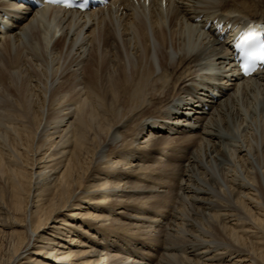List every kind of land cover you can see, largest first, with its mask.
Returning <instances> with one entry per match:
<instances>
[{
  "label": "bare ground",
  "instance_id": "bare-ground-1",
  "mask_svg": "<svg viewBox=\"0 0 264 264\" xmlns=\"http://www.w3.org/2000/svg\"><path fill=\"white\" fill-rule=\"evenodd\" d=\"M215 19L264 23V0H0L27 85L12 114L0 95V264H264V72L239 77Z\"/></svg>",
  "mask_w": 264,
  "mask_h": 264
},
{
  "label": "rangeland",
  "instance_id": "rangeland-1",
  "mask_svg": "<svg viewBox=\"0 0 264 264\" xmlns=\"http://www.w3.org/2000/svg\"><path fill=\"white\" fill-rule=\"evenodd\" d=\"M14 58H16L15 57V55H12V54H7L6 55V57H5V59H4V63L5 62H7V64H8V67L6 66L7 64H4L3 63V65L1 64V66L4 68H2V70H0V81H1V79H2V85H3V87H2V91H1V96H2V94L4 95L5 94V96H7V98H6V100L3 98V96H2V99H4L2 102H1V106H2V108L4 109L5 107H6V109H4V111H5V113L7 114V113H11V111L13 110H16L17 109V107H18V104L20 105V104H25V102H26V98L25 97H27L26 95H24V94H26L25 92H26V83L23 81V82H17V81H15L14 79H12V77H10V76H7V75H9L8 74V72H9V66H10V64L12 63V61L14 60ZM100 58H101V60H100ZM94 59H96V63L94 64L95 66H97L98 68V72H95L94 73V68H93V66L92 65H90L89 66V72H90V74L91 75H102L103 74V71L105 72L106 71V69H107V59L106 58H104V57H100V56H93V60ZM16 60V59H15ZM100 60V61H99ZM98 61V62H97ZM128 64L127 63H125V65L123 66V68L126 70V72H127V74H132L133 72H134V69H133V67H130V68H128V66H127ZM131 66V65H130ZM87 68H88V66H87ZM1 69V68H0ZM4 70H5V72H4ZM7 70V71H6ZM88 70V69H87ZM7 75H6V74ZM23 73V72H22ZM4 76H3V75ZM24 74V73H23ZM25 75V74H24ZM132 76V75H131ZM24 77V76H23ZM5 78V80H3ZM4 83V84H3ZM24 93V94H23ZM8 103H7V102ZM7 104H6V103ZM5 106V107H4ZM12 109V110H11ZM6 110H8V111H6ZM12 114V113H11ZM219 219H221V220H219L218 219V221H220L222 224H226V226L227 227H233V229L239 234V235H241V236H243V237H246V238H248L249 237V235L248 234H246L245 233V231L248 229L247 227H248V224L246 225V223H244V222H242V221H238V220H235V221H232V219L230 218V219H227V221H226V223L225 222H223L224 220H222V218L221 217H218ZM229 220H231V221H229ZM238 224V225H237ZM243 224V225H242ZM241 225V226H240ZM231 227V228H232ZM245 227H246V229H245ZM238 229V230H237ZM241 229H242V231H241ZM245 230V231H244ZM241 231V232H240ZM262 247H264V245H262ZM263 249V248H262Z\"/></svg>",
  "mask_w": 264,
  "mask_h": 264
},
{
  "label": "snow or ice",
  "instance_id": "snow-or-ice-1",
  "mask_svg": "<svg viewBox=\"0 0 264 264\" xmlns=\"http://www.w3.org/2000/svg\"><path fill=\"white\" fill-rule=\"evenodd\" d=\"M254 37L255 32H247L242 36L239 47L245 49L246 57H248L249 50H251L252 55L250 59L254 60L258 58L261 62H264V42H261L257 45L255 43ZM243 70L245 74H249L250 68L248 63L243 65Z\"/></svg>",
  "mask_w": 264,
  "mask_h": 264
}]
</instances>
